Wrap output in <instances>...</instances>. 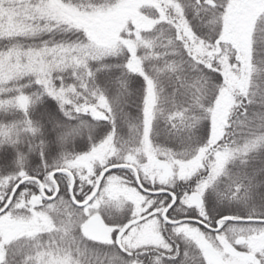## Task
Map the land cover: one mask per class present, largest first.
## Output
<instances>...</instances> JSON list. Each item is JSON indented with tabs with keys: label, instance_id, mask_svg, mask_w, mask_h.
Here are the masks:
<instances>
[{
	"label": "snow or ice",
	"instance_id": "1",
	"mask_svg": "<svg viewBox=\"0 0 264 264\" xmlns=\"http://www.w3.org/2000/svg\"><path fill=\"white\" fill-rule=\"evenodd\" d=\"M0 264H264V0H0Z\"/></svg>",
	"mask_w": 264,
	"mask_h": 264
}]
</instances>
